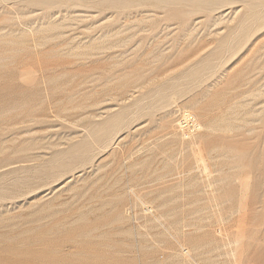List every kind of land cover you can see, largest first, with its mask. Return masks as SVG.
I'll use <instances>...</instances> for the list:
<instances>
[{
    "label": "rangeland",
    "instance_id": "rangeland-1",
    "mask_svg": "<svg viewBox=\"0 0 264 264\" xmlns=\"http://www.w3.org/2000/svg\"><path fill=\"white\" fill-rule=\"evenodd\" d=\"M0 264H264V0H0Z\"/></svg>",
    "mask_w": 264,
    "mask_h": 264
},
{
    "label": "bare ground",
    "instance_id": "bare-ground-1",
    "mask_svg": "<svg viewBox=\"0 0 264 264\" xmlns=\"http://www.w3.org/2000/svg\"><path fill=\"white\" fill-rule=\"evenodd\" d=\"M256 15H257V14H256ZM185 119H186V118H185ZM189 119H191V118H189ZM191 120H193V119H191ZM191 120H190V121H191ZM185 121H186V120L183 119V122H185ZM187 121H188V120H187ZM190 121H189V122H190ZM194 121H195V120H194ZM190 124H191V123H190ZM197 124H198V123H197ZM197 124L195 123L194 128L198 126ZM192 125H193V124H191V126H192ZM181 126H182V125H181ZM186 127H187V126H186ZM192 127H193V126H192ZM187 129H188V127H187ZM191 129H192V128H191ZM188 130H189V129H188ZM207 167H208V166H207ZM208 184H209V183H208ZM218 230H219V229H218Z\"/></svg>",
    "mask_w": 264,
    "mask_h": 264
}]
</instances>
